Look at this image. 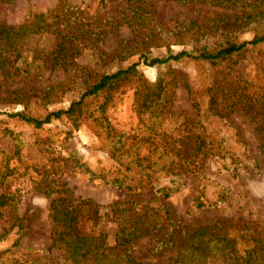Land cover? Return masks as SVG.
Returning a JSON list of instances; mask_svg holds the SVG:
<instances>
[{
	"label": "trees",
	"instance_id": "1",
	"mask_svg": "<svg viewBox=\"0 0 264 264\" xmlns=\"http://www.w3.org/2000/svg\"><path fill=\"white\" fill-rule=\"evenodd\" d=\"M119 1L120 10L106 14L101 20L88 17L85 7L71 6L60 0L45 13L29 14L19 25L0 24V82L3 85L27 73L31 67L68 72L84 54L93 57L95 65H100L103 60H107L103 64L122 61L131 46L125 41L120 51L107 53L100 47L103 33L111 36L112 32L125 29L133 37H140L138 41L133 39L140 47L136 63L113 73L94 72L92 76L86 69L90 81L79 99L67 109L52 111L44 119L24 112H0V116L17 118L34 128H41L52 120L65 119L73 131L78 130L83 121L91 120L104 135L101 148L115 163V176L97 175L83 164L76 166L91 179L99 178L131 193L150 190L163 200L185 185L184 176L197 175L207 160L216 164L214 170L219 174L256 166L247 156L237 130L227 121L226 113L237 109L247 114L254 112L260 117L264 130V94H261L264 87L236 76L216 77L217 72L224 76L223 72L230 69L233 59L250 46L264 42V0H161L200 3L220 11L202 23L187 21L173 30L154 22L145 0ZM94 20L100 25L98 30L92 27ZM243 33H252V38L238 40L237 36ZM36 37L45 39L46 47L28 48V42ZM171 46L182 48L173 52ZM153 48H166L165 55H151ZM19 59L21 64L16 66ZM183 61L206 65L214 76L203 92L185 85L198 116L197 122L176 116L168 124L174 79L159 76L152 83L138 67H166ZM126 85H133L135 89L133 107L137 116L146 117L150 122L148 125L143 122L149 133L135 137L130 144L126 143L123 132H116L110 126L106 116L112 97ZM18 91L15 89L11 93ZM39 94L48 97L51 93ZM212 125H215L214 129H211ZM55 194L48 207L52 225L51 247L58 251L63 264H151L139 261L134 255L138 243L147 237L153 239L152 254L155 257L166 253L173 255L168 264H264L263 223L238 227L239 239L236 240L229 233L232 227L221 222L187 233L169 217L163 206L155 211L136 201L127 202V207L113 203L105 208L116 215L117 222L112 242H109L107 234L84 235L79 231L82 206L87 202L68 197L67 189ZM9 200L6 195H0V219L5 211L9 212L8 225L0 232V242L13 231L17 238L12 247H16L28 228ZM181 234L185 237L179 242Z\"/></svg>",
	"mask_w": 264,
	"mask_h": 264
},
{
	"label": "rangeland",
	"instance_id": "2",
	"mask_svg": "<svg viewBox=\"0 0 264 264\" xmlns=\"http://www.w3.org/2000/svg\"><path fill=\"white\" fill-rule=\"evenodd\" d=\"M59 1L0 2V24L19 25L29 14L45 13ZM65 1L71 6L85 7L86 15L96 20L103 19L108 13H117L121 6L119 0ZM145 1L153 14L154 22L170 30L187 21L202 23L220 12L200 3ZM96 20L92 27L98 30L100 25ZM237 38L240 41L249 40L252 33H243ZM133 39L138 41L140 37H133L125 29L114 31L111 36L103 33L100 47L107 53L120 51L122 42L125 41L127 46H131L122 61L113 60L103 64L107 61L103 60L100 65H95L93 57L84 54L68 72L31 67L27 73L20 74L4 85L0 82L3 85H0V112H24L34 118L44 119L52 111L67 109L73 101L79 99L86 83L90 81L86 69L91 76L94 72L113 73L138 61L140 47L134 44ZM45 44V39L36 37L28 42V48L46 47ZM181 48L171 46L170 50L177 52ZM150 52L153 56H163L166 48H153ZM20 64L21 59L16 66ZM229 65L231 67L223 72L224 76L217 72V79L236 76L248 82L253 81L263 88L264 42L250 46ZM138 70L152 83L159 76L174 79L171 114L166 120L168 124L176 116L197 122L198 116L185 85H192L203 92L214 76V73H210V67L183 61L156 68L140 65ZM15 89L20 91L12 94ZM39 91L51 94L45 97ZM134 92L133 85L122 87L112 97L106 111L110 126L116 132L126 135L127 144L135 137L149 133L146 131L148 126H143V122L145 125L150 122L146 117L139 118L134 111ZM226 115L229 124L237 130L247 156L254 160L253 165L256 166L245 167L234 173L219 174L214 170L216 164L207 160L197 175L184 176L185 185L165 200L155 197L150 190L141 189L131 193L108 185L99 178L91 179L89 174L76 166L77 163L83 164L97 175L102 173L115 176V163L101 148L104 135L91 120L83 121L78 130L73 131L65 119L52 120L41 128H34L17 118L0 116V195H6L10 199L9 203L15 206L16 215L28 228L16 247H12L17 238L13 231L5 241L0 242V264H63L58 251L51 247L52 225L48 217L49 204L61 189H67L68 197L87 202L82 206L79 231L84 235L107 234L109 242H112L117 222L116 215L105 208L113 203H121L123 207H127V202L136 201L155 211L163 206L169 217L178 222L180 229L187 233L221 222L232 227L229 233L236 240L239 239L238 227H252L257 222L264 224V130L261 128V119L254 112L247 114L240 109L227 112ZM214 127L212 125L211 129ZM49 192L52 194L49 195ZM198 205L202 207L197 208ZM8 221L9 212L5 211L0 219V232L7 227ZM184 237L181 234L178 241ZM153 247V239L144 238L138 243L134 255L139 261L151 264L171 262V253L155 257L152 254Z\"/></svg>",
	"mask_w": 264,
	"mask_h": 264
}]
</instances>
